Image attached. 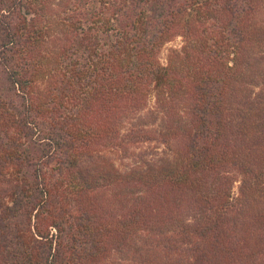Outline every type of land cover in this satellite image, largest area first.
I'll return each mask as SVG.
<instances>
[{
	"label": "trees",
	"instance_id": "1",
	"mask_svg": "<svg viewBox=\"0 0 264 264\" xmlns=\"http://www.w3.org/2000/svg\"><path fill=\"white\" fill-rule=\"evenodd\" d=\"M262 13L0 0V264H264Z\"/></svg>",
	"mask_w": 264,
	"mask_h": 264
},
{
	"label": "rangeland",
	"instance_id": "2",
	"mask_svg": "<svg viewBox=\"0 0 264 264\" xmlns=\"http://www.w3.org/2000/svg\"><path fill=\"white\" fill-rule=\"evenodd\" d=\"M259 19L260 21H264V13L259 15ZM183 45V39L181 36H175L172 40L166 42L165 44H163L160 48V52H159V60L162 63H166L167 61V57L169 55V51L171 49H179L181 48V46ZM150 105H153V98L150 97ZM149 146V147H148ZM156 145H154L153 143L151 144H146V143H142L139 144V146L137 147H130L128 148V150L121 152L118 154L117 158H115V162L116 165H118V163H124V165L126 166H130V165H137L140 164L141 162V158H140V154L141 157L144 159H156V151L158 152L159 149H156V147H154ZM143 150H148V154L144 153ZM155 151V152H154ZM133 153L135 155H133ZM237 186H238V182H234L233 187H232V193L235 195L237 192Z\"/></svg>",
	"mask_w": 264,
	"mask_h": 264
}]
</instances>
